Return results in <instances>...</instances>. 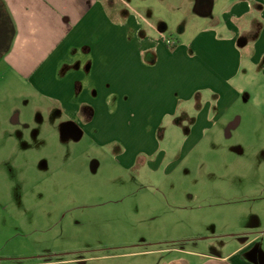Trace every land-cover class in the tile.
I'll return each mask as SVG.
<instances>
[{
    "label": "rangeland",
    "instance_id": "1",
    "mask_svg": "<svg viewBox=\"0 0 264 264\" xmlns=\"http://www.w3.org/2000/svg\"><path fill=\"white\" fill-rule=\"evenodd\" d=\"M198 1L207 2L126 0L125 11L139 16L142 35L170 37L195 54L193 40L213 21L196 12ZM257 58L253 65L245 55L228 111L213 88L177 97L174 107L166 86L135 76L129 86L115 83L96 112L88 104L63 109L0 59V264L208 260L199 254L264 264V57ZM168 103L175 110L163 114Z\"/></svg>",
    "mask_w": 264,
    "mask_h": 264
},
{
    "label": "crops",
    "instance_id": "2",
    "mask_svg": "<svg viewBox=\"0 0 264 264\" xmlns=\"http://www.w3.org/2000/svg\"><path fill=\"white\" fill-rule=\"evenodd\" d=\"M126 6V0H0L9 28L0 59L61 102L63 109L75 107L79 112L88 104V110L96 112L111 101L115 83L129 86L135 76L141 83L166 86L164 98L174 107L177 97L190 99L198 89L213 88L228 111L234 96L231 82L238 78L245 55L253 65L260 60L257 56L264 57V0H207L204 5L198 1L196 12L213 21L193 37L196 55L180 43L168 46L165 39L170 37L142 35L139 16L125 11ZM172 78L182 81H177L180 88L170 91ZM171 105L161 112L174 111ZM196 257L208 259L200 264H261L254 256L247 260L229 255L217 262L205 254ZM172 264L190 263L176 259Z\"/></svg>",
    "mask_w": 264,
    "mask_h": 264
},
{
    "label": "flooded vegetation",
    "instance_id": "3",
    "mask_svg": "<svg viewBox=\"0 0 264 264\" xmlns=\"http://www.w3.org/2000/svg\"><path fill=\"white\" fill-rule=\"evenodd\" d=\"M7 39H9V28L6 19L2 15L0 7V49L4 47L3 45H5L4 43L7 41Z\"/></svg>",
    "mask_w": 264,
    "mask_h": 264
},
{
    "label": "built area",
    "instance_id": "4",
    "mask_svg": "<svg viewBox=\"0 0 264 264\" xmlns=\"http://www.w3.org/2000/svg\"><path fill=\"white\" fill-rule=\"evenodd\" d=\"M165 42L169 45V46H174L176 43L172 38H167L165 40Z\"/></svg>",
    "mask_w": 264,
    "mask_h": 264
},
{
    "label": "trees",
    "instance_id": "5",
    "mask_svg": "<svg viewBox=\"0 0 264 264\" xmlns=\"http://www.w3.org/2000/svg\"><path fill=\"white\" fill-rule=\"evenodd\" d=\"M176 45V44H175ZM175 45L174 46H171V47H175Z\"/></svg>",
    "mask_w": 264,
    "mask_h": 264
}]
</instances>
